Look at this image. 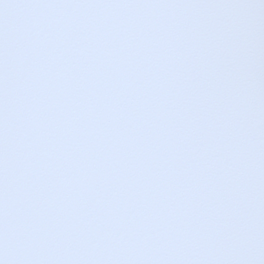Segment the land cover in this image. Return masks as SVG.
I'll return each instance as SVG.
<instances>
[{"label": "snow or ice", "instance_id": "snow-or-ice-1", "mask_svg": "<svg viewBox=\"0 0 264 264\" xmlns=\"http://www.w3.org/2000/svg\"><path fill=\"white\" fill-rule=\"evenodd\" d=\"M0 264H264V0H0Z\"/></svg>", "mask_w": 264, "mask_h": 264}]
</instances>
